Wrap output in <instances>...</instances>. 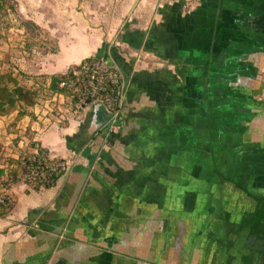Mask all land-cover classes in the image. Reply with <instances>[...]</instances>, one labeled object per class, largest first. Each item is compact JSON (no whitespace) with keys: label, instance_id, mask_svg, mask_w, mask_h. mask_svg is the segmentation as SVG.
Returning a JSON list of instances; mask_svg holds the SVG:
<instances>
[{"label":"crops","instance_id":"1","mask_svg":"<svg viewBox=\"0 0 264 264\" xmlns=\"http://www.w3.org/2000/svg\"><path fill=\"white\" fill-rule=\"evenodd\" d=\"M47 1L65 11L36 0L32 17L56 48H24L18 65L38 77L98 56L124 96L116 113L67 102L33 131L69 164L51 186L6 184L0 264H264L250 232L264 207V0Z\"/></svg>","mask_w":264,"mask_h":264},{"label":"rangeland","instance_id":"2","mask_svg":"<svg viewBox=\"0 0 264 264\" xmlns=\"http://www.w3.org/2000/svg\"><path fill=\"white\" fill-rule=\"evenodd\" d=\"M35 1L36 0H0V72L10 74L14 76L21 85L37 90V96H35L36 104L33 107L17 100L14 104L17 112L9 119H0L3 124H6L2 128L3 132L0 133V157L9 150L4 147H13L10 146L12 145V136L18 135L21 137L19 146L22 148L25 147V142L32 131L37 133L43 128L44 123L37 119L35 110H40L39 112L41 116L44 117V120L47 122L49 119L50 123L54 121L53 115L63 118V116H65L64 114L67 113L65 111L66 102L61 96L57 94L48 95V79L43 80L41 76L30 77L31 75L24 72L18 65L23 55L22 49L24 48L30 52H32L31 49L46 51L56 48V39L51 35L49 29L43 24L33 20L32 16H37L38 14L35 15L33 10L36 6ZM50 1L57 2L58 0ZM32 2H34L35 5H33ZM38 6H42V8L47 11V15L50 16L56 13V8L65 11L64 8L58 6L56 8L49 6L47 0L45 2L40 0ZM76 9L80 10L82 6L77 4L76 7H72L71 12L74 13ZM24 12L29 15L23 19L20 14ZM80 39L81 38L76 35L68 36L69 41H78ZM8 85L12 87L11 83H8ZM45 94L48 95V98L44 97ZM7 106L8 105L4 107ZM2 114V105H0V115ZM6 120L9 121L6 123ZM21 124L26 125L27 128L24 129L20 126ZM27 124L30 127L29 130ZM32 126H34V129ZM5 141L8 142L5 144Z\"/></svg>","mask_w":264,"mask_h":264},{"label":"trees","instance_id":"3","mask_svg":"<svg viewBox=\"0 0 264 264\" xmlns=\"http://www.w3.org/2000/svg\"><path fill=\"white\" fill-rule=\"evenodd\" d=\"M65 74V72H54L51 74H40L39 76H41L43 80L48 78V95L61 92L64 96L69 95L72 98L70 102L72 104L76 97L74 90L71 88H60L57 85ZM8 83H11L12 87H10ZM36 94L37 90L35 88L25 87L21 85L14 76L0 72V105H2L3 113L13 111L16 108L14 104L17 100L33 107L36 104ZM48 95L45 94L44 97L48 98ZM6 105L8 106L4 107ZM20 139L21 137L18 135L11 137V143L15 149L11 154L6 155V164L1 167V174H3L4 177L0 181V187H4L7 183L16 180H22L35 188L53 185L62 173L52 171L50 174L46 173L44 176H41L43 178L31 181L29 179L30 165L37 163L49 165L52 164L53 161L63 158L59 156L50 157L48 155L49 150L34 137L33 131L26 140L24 149L19 146ZM255 198L257 202L264 203V196H255ZM2 205L3 204H0V207ZM250 226L251 233L259 237H264V207L257 209L255 215L250 220Z\"/></svg>","mask_w":264,"mask_h":264},{"label":"built area","instance_id":"4","mask_svg":"<svg viewBox=\"0 0 264 264\" xmlns=\"http://www.w3.org/2000/svg\"><path fill=\"white\" fill-rule=\"evenodd\" d=\"M65 76L58 82L60 88H71L75 93V101L71 102L69 95L64 96L61 92H55L61 96L75 113L81 112L86 106L99 103L109 112L116 113L122 104L124 96V82L117 66L98 57L87 56L72 63L65 71ZM40 110H35L37 119L42 121L43 127H47L50 120L46 122L41 116ZM49 155V154H48ZM50 156V155H49ZM58 157V156H50ZM60 157V156H59ZM53 161L52 164L37 163L30 165L29 179L35 181L43 178L46 173L52 171L64 173L68 168V160L64 157ZM61 174V175H62ZM11 200V193L7 186L0 187V204L5 205Z\"/></svg>","mask_w":264,"mask_h":264}]
</instances>
